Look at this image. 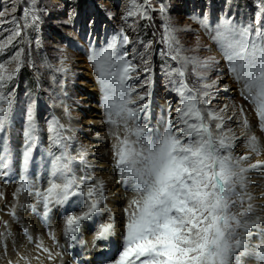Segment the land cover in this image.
I'll return each instance as SVG.
<instances>
[{"label": "snow or ice", "instance_id": "6c2138e0", "mask_svg": "<svg viewBox=\"0 0 264 264\" xmlns=\"http://www.w3.org/2000/svg\"><path fill=\"white\" fill-rule=\"evenodd\" d=\"M15 11V6L11 11L7 8L0 11V23L7 22L3 19L6 15L12 16L15 23ZM160 11L163 13L166 8L162 6ZM141 14L140 6L132 0L127 16ZM37 20L33 15L32 22ZM199 23L216 46L232 79L240 85V95L253 106L258 127L264 132V0L254 22L238 23L225 16L214 27L209 25L207 17ZM178 31L191 29L180 30L165 23L167 52L161 54L179 64L168 74L180 96V106L175 110V117L169 114L163 121L162 129L148 125V105L138 103L145 101L150 93L140 94L129 83L138 66L128 59L127 52L119 50L120 45L129 43L123 30L107 46L93 48L89 55L103 93L105 123L111 126L110 134L115 140L113 167L125 190L133 194L124 209L127 219L123 245L114 264H252V261L264 264V203L258 202L264 201V191L253 192L251 180L254 171L264 174V160L251 162L253 156L264 153V144L252 132L242 107L239 112L244 118L238 126L244 131L237 135L229 126L236 112L228 114V104L219 108L211 106L217 81L209 82L208 73L220 60L216 56L184 55L188 50L177 38ZM19 35L18 25L6 42H0V52ZM202 48L197 38L195 47L189 50L199 52ZM205 50L212 51L210 47ZM21 56L22 52L18 51L11 60L0 62V133L5 132L10 120L13 100L6 88L22 66ZM8 64H15V68L9 71ZM63 70V67L57 69ZM189 70L197 79V85L192 87L187 83ZM228 88L225 84L224 89ZM142 113L143 124L139 122ZM36 131L30 105L18 193L30 189L27 173L37 140ZM48 131L53 133V143L62 151L59 155L49 152V187L44 192H36L42 201L45 219L51 211L50 205L63 207L79 198L78 213L66 209L63 235L83 246L85 241L79 240L77 234L86 222H91L96 224L93 246L96 241L109 240L115 234L112 218L96 223L105 212L104 182L86 175L76 176L74 165L77 161L87 164L86 153L81 151L78 156H72L68 152L65 141L72 137L63 135L64 126L56 118L49 123ZM241 138L246 152L237 155L235 150ZM7 151L6 146L0 151V167L5 169L10 167ZM11 214L16 216L15 209ZM49 234L56 239L54 233ZM25 235L31 242L33 238L27 229ZM254 236L260 238L259 243H251ZM72 246L68 244L69 248ZM43 251L49 259L53 258L48 248Z\"/></svg>", "mask_w": 264, "mask_h": 264}, {"label": "rangeland", "instance_id": "374dc122", "mask_svg": "<svg viewBox=\"0 0 264 264\" xmlns=\"http://www.w3.org/2000/svg\"><path fill=\"white\" fill-rule=\"evenodd\" d=\"M135 2L140 6L142 14L128 17L127 12L132 7V0H0V11L5 8L11 11L13 6L16 8L13 13L15 23L12 22V16L8 15L3 18L7 22L0 23V42H6L18 25L20 30V35L10 44H6L0 52V62L11 60L18 51L22 52L23 61L19 72L8 82L6 88L7 94L13 100L9 123L5 132L0 133V151L6 146L7 156L10 155L11 158L6 176L17 175V180L20 181L21 175L19 176L17 171H22L26 142L24 124L28 118L30 105L33 108L37 129L35 133L37 140L28 168L30 172L27 173L30 189L42 182L40 179L43 170L46 175L50 174L49 152L59 155L62 151L53 143L51 139L53 133L48 131L49 123L53 118L64 126L63 135L72 137L70 141H65L68 144V152L72 156H78L83 151L86 153L87 164L91 165L90 167L104 169L101 165L107 153L102 145L111 139L105 135L103 140L100 133L105 134L106 130L98 123L100 117L94 115L100 113L105 123L106 117L102 115L105 114L102 107L103 93L97 83L89 55L93 48L100 49L107 46L114 36L121 33V30L123 35L128 36L129 43L120 45L119 50L127 52L128 59L133 60L138 66L137 73L133 74L134 78L129 83L134 84L140 94L150 93L145 101H138L148 105L147 123L150 127L162 129L163 121L169 114L175 117V110L180 106V96L174 90L175 86L171 82L173 78L168 74L171 68L179 67V64L161 54L167 52L164 43L166 22L171 23L176 29H191V31H178L176 34L180 43L188 50L183 53L184 55H198L201 58L216 56L220 60V64L208 73L209 82L217 81V88L212 90L211 106L219 108L228 104V114H231L233 106L237 109L241 107L245 109L248 103L251 108L245 109L246 113L248 112L253 124L258 126V118L253 106L240 95V85L232 79L226 63L199 20L207 17L212 27L225 16L238 23H251L254 22L255 15L259 11L261 0H135ZM162 6L166 8L163 13L160 11ZM33 15L38 17L35 23L32 22ZM197 38L203 48L199 52L190 51L189 49L195 47ZM146 45L149 47L146 48ZM209 47L212 49L211 52L205 50ZM6 67L12 71L15 64H8ZM61 67L65 70L57 71ZM145 68L148 71H145ZM187 83L190 87L197 85V79L190 70ZM225 84L229 86L227 91L224 89ZM159 109L165 111L164 114H160L162 115L160 119ZM156 112L155 123H151V117L153 114L155 116ZM70 116L77 122L75 132L69 126ZM143 117L142 113L139 121L141 124L144 123ZM240 120L234 117L229 122V126L237 135H240L241 127L238 126ZM99 128L103 129L99 130ZM110 147L112 153V143ZM235 151L237 155L246 152L242 139L237 143ZM110 160L114 163L113 155L110 156ZM75 166L80 169L79 167L85 164L77 161ZM255 178L256 176L251 174L252 185H257L253 181ZM15 182L11 183L15 184ZM105 186L109 187L108 184ZM110 194L111 199L118 195L115 194V190ZM2 200L10 208L18 202V196L12 193L7 201L3 195ZM127 205L124 204L122 207L125 208ZM4 212L8 215L11 210ZM14 222L18 223V220L15 219ZM100 222L107 221L100 219L98 223ZM124 223L122 220L119 226H124ZM0 228H2L1 224ZM81 234H84L83 229ZM256 238L257 236L252 238L253 242Z\"/></svg>", "mask_w": 264, "mask_h": 264}, {"label": "bare ground", "instance_id": "6f19581e", "mask_svg": "<svg viewBox=\"0 0 264 264\" xmlns=\"http://www.w3.org/2000/svg\"><path fill=\"white\" fill-rule=\"evenodd\" d=\"M247 108H251L248 103L245 106V109ZM245 109L244 114L252 125V132L257 137H259L261 143L264 144V132H261L259 127H256L253 124L248 112L246 113ZM159 111H161L158 113V118L160 119V117L162 116H160V114H164L165 111L164 109H159ZM233 111L236 112V120H238V118L241 120L244 118L240 115L239 109H237V107H234L232 109V112ZM59 115L62 116L61 113H59ZM94 115L100 117L98 123L100 126H104V129L106 130L105 134L103 132L100 133L103 140L105 139V137H103L105 135L107 138L111 139V141H105L106 143L104 142V145H102L104 146L103 150L105 148V152L107 153V155L103 157V163L101 165V167H103L104 169H94L90 167L91 165L88 164H85V166L83 167L80 166V169H78V166H75L74 168L77 177L85 175L88 177H95L96 180H102L104 182V185L108 184L109 186H105L106 204L104 205L105 212L103 213L101 219L108 221L110 217L112 218V222L115 225V234L109 238L112 252L109 248L110 252L108 257H101V259L98 261V264L104 263L105 261L108 262V264H114V261L118 258L119 252L122 250L123 245L124 226H119V224L122 223V220H124V222L126 223L127 219L124 214V209L128 207V205L125 208H123L122 205L128 204V201L133 194L131 191L130 193H128V191L125 190V186L120 180L117 169H115L113 167V164H111L113 163L112 160H110V156H112V153H110L109 149L111 148V143L112 145L113 143H115L113 136L110 134V132L112 131L111 126L103 122V118H101L102 116L100 113ZM102 115L105 116V114ZM152 116L153 117H151V123H155L157 112L155 116L154 114ZM68 122L69 126H71L73 131L75 132L77 122L74 121L71 116L68 118ZM24 127V131H26V129L28 128V118L24 124ZM102 129L103 128H99V130ZM243 131L244 130L241 128L240 133ZM51 139L49 138V141ZM241 139L243 141V138ZM51 147L54 148L53 145H51ZM7 157L10 164V155ZM256 159L264 160V153H262L259 157L253 156L251 162H255ZM86 161L88 162L87 157ZM5 173L6 169L0 167V224L2 225V228H0V264H9V262H11V264H79V261H82L83 258L81 256L89 253L84 252V247H80V244L69 241L63 235V216L65 214H68L66 209L78 213L80 211V208L78 207L76 201H78L79 198H74L73 203L67 205L66 208H61L60 206L52 208L53 206L50 205L51 211L49 212L48 218L45 219L44 210H42L43 204L40 198L36 196V192H44L49 187L50 174L46 175L45 170H43V174L40 179L42 180L41 183H37L34 188L30 189L31 191L18 193L17 189L20 185V181L17 180L18 176H6ZM251 174L256 176L253 181H255L257 185H261V187L253 185L252 191L256 194H259V192L264 191V174L261 175V173L256 171ZM40 180L37 181L39 182ZM14 181H16L15 184L11 183ZM108 181L110 183H108ZM41 184L42 186H40ZM112 190H115V194L117 193L118 195L114 196L111 199L109 197L111 196L110 193L112 192ZM12 193L18 196V202L14 207L8 208L6 203L2 200V196L4 195L5 200L8 201ZM258 202L261 203L262 201ZM33 206H35V211H33ZM13 209H15L16 211L15 217H13V215L11 214L13 212ZM6 210H11V212H9L7 215L4 212ZM15 219L18 220V223L14 222ZM57 220L59 221L57 222ZM92 225L94 224L91 222H86V226L82 228L84 236L79 233L80 240H88L95 237L96 225ZM25 229H27L28 233L33 238L31 242L26 238ZM50 232L55 234V240H53L50 236ZM259 242L260 238L258 236L254 242L253 240H251V243L253 244H257ZM69 243L73 245L71 248L68 247ZM96 243L99 245V247L104 245L101 244L100 241H96ZM38 244H42V247L38 248ZM43 248H48L52 252V259L48 258V253L44 252ZM89 249L90 247H88V250ZM56 253H61L62 255L57 256ZM91 254H94V252H92ZM21 257H24L25 259H21ZM252 264H255V262L252 261Z\"/></svg>", "mask_w": 264, "mask_h": 264}]
</instances>
